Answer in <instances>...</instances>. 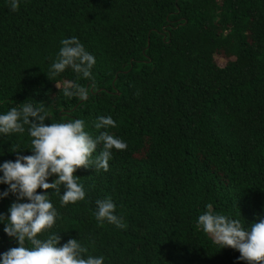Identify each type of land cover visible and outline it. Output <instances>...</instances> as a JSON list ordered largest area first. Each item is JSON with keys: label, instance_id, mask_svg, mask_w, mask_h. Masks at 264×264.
<instances>
[{"label": "trees", "instance_id": "16d2710c", "mask_svg": "<svg viewBox=\"0 0 264 264\" xmlns=\"http://www.w3.org/2000/svg\"><path fill=\"white\" fill-rule=\"evenodd\" d=\"M18 3L13 12L0 0V114L43 103L46 124L81 119L93 139L107 131L127 144L111 150L108 171L76 170L83 200L61 205L47 190L58 215L37 238L77 239L104 264H247L196 222L207 204L246 229L264 218V0ZM73 36L95 57L92 80L70 67L50 74L60 41ZM65 81L88 98L64 97ZM101 116L116 126L96 129ZM28 127L0 134V164L32 154ZM105 197L125 228L95 218ZM15 200L0 197V254L18 246L3 231Z\"/></svg>", "mask_w": 264, "mask_h": 264}, {"label": "clouds", "instance_id": "9594fccd", "mask_svg": "<svg viewBox=\"0 0 264 264\" xmlns=\"http://www.w3.org/2000/svg\"><path fill=\"white\" fill-rule=\"evenodd\" d=\"M13 12L19 9L18 0H10ZM61 47L52 61L50 74L59 75L66 68L86 80H92L91 69L95 65V57L86 51L83 44L75 36L62 39ZM58 90L61 85L56 83ZM64 97H76L86 100L89 89L76 81H65L62 86ZM47 113L44 104L34 106L24 103L0 114V134L23 133L24 125H28L31 137V155H17L15 161L0 164V184L8 188L0 197L9 193L16 200L10 204L6 225L3 231L17 241L16 247L0 254V264H104V257L85 256L87 249L77 239L70 238L62 245L58 234L49 235L41 240L37 236L45 229H50L56 222L57 211L50 202L47 190L53 189L60 196L61 205L75 203L85 198L83 186L74 175L78 168L94 165L95 170L109 168L111 150L123 151L127 144L107 131H101L92 138L85 131V122L81 119L67 122L45 123ZM96 129L115 127L111 116L98 117ZM98 145L102 146L99 154L92 158ZM18 152V151H15ZM55 176L51 183L49 177ZM63 187V194H61ZM37 189L44 190L37 193ZM27 202H22V201ZM95 218L99 222L107 221L118 228H125L122 218L115 215V204L110 197L96 200ZM5 217L0 214V220ZM197 227L208 234L213 242L221 248L229 247L237 250L238 259L247 264H264V218L253 221L249 228H244L238 219H231L223 214H214L212 204L197 218ZM31 247L25 246V241Z\"/></svg>", "mask_w": 264, "mask_h": 264}, {"label": "rangeland", "instance_id": "374dc122", "mask_svg": "<svg viewBox=\"0 0 264 264\" xmlns=\"http://www.w3.org/2000/svg\"><path fill=\"white\" fill-rule=\"evenodd\" d=\"M216 63L219 65V66H224V64H225V60H223V59H221L220 58V56H218L217 58H216Z\"/></svg>", "mask_w": 264, "mask_h": 264}]
</instances>
